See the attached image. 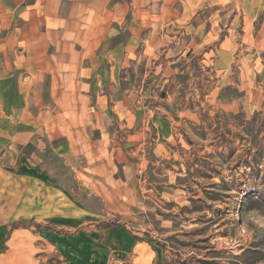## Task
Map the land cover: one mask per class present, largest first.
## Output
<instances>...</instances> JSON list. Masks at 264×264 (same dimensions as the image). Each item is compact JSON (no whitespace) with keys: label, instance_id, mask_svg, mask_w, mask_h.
<instances>
[{"label":"rangeland","instance_id":"1","mask_svg":"<svg viewBox=\"0 0 264 264\" xmlns=\"http://www.w3.org/2000/svg\"><path fill=\"white\" fill-rule=\"evenodd\" d=\"M156 7L94 58L88 154L63 128L75 107L44 104L51 175L0 177L23 196L40 188L12 216L57 235L41 264H264V1Z\"/></svg>","mask_w":264,"mask_h":264},{"label":"crops","instance_id":"2","mask_svg":"<svg viewBox=\"0 0 264 264\" xmlns=\"http://www.w3.org/2000/svg\"><path fill=\"white\" fill-rule=\"evenodd\" d=\"M159 1L178 0H0V177L47 174L56 125L44 120V138L39 136V109L44 104L55 105L64 114L63 106L75 107V115L64 121L63 128L70 131L72 150L79 139L81 153L88 154L93 143L89 128L94 119H100V113L90 111L85 102L96 72L94 58L114 29L124 32L132 27L137 12L145 21L154 13L163 17V12H157ZM182 1L201 8L217 0ZM262 25L260 32H264V18ZM132 46L129 41L122 48L128 54ZM120 47L116 43L111 50ZM109 62L121 60L112 56ZM83 97L85 117L79 120L77 103ZM28 144L32 150L26 153L23 149ZM13 151L15 157H11ZM39 189L24 190L27 196H23L19 188H9L0 180V264H41L40 251L56 245L55 234L13 227L18 219L12 215L24 208V201H36ZM9 194H16L12 206Z\"/></svg>","mask_w":264,"mask_h":264}]
</instances>
